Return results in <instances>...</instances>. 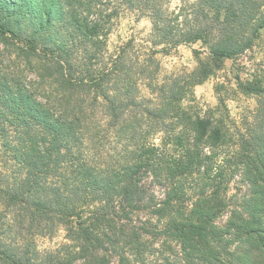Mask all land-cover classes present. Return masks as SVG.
Listing matches in <instances>:
<instances>
[{"label": "trees", "instance_id": "obj_1", "mask_svg": "<svg viewBox=\"0 0 264 264\" xmlns=\"http://www.w3.org/2000/svg\"><path fill=\"white\" fill-rule=\"evenodd\" d=\"M129 14L151 32L113 51ZM263 27L264 0H0V264H264V132L191 105Z\"/></svg>", "mask_w": 264, "mask_h": 264}, {"label": "rangeland", "instance_id": "obj_2", "mask_svg": "<svg viewBox=\"0 0 264 264\" xmlns=\"http://www.w3.org/2000/svg\"><path fill=\"white\" fill-rule=\"evenodd\" d=\"M181 0H172V5L179 4ZM152 23L148 18L136 20L131 14L122 18L114 27L110 35L111 50L127 41L131 37L142 40L151 32ZM194 48L202 49L201 43L181 45L171 55H160L164 73L173 71L182 72L191 70L198 64ZM250 84L260 82L264 86V27L252 48L246 50L235 59H226L225 65L216 70L204 83L193 88L194 100L191 105L195 109L205 112L216 109V116L224 118L227 129L234 136L242 133L249 136L254 131L264 132V96L247 93L238 86V83ZM224 98V99H221ZM262 115V116H261ZM237 180L231 183V193L241 194L245 186ZM235 200L232 204H235ZM0 205V209H1ZM64 230L53 237L40 236L37 244L41 250H50L59 246L65 239ZM150 264H164L163 257L156 254L150 258Z\"/></svg>", "mask_w": 264, "mask_h": 264}]
</instances>
